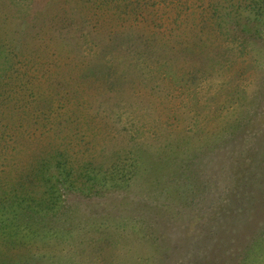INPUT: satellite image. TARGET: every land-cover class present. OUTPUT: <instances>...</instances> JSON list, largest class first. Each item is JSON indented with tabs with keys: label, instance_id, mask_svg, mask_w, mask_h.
Wrapping results in <instances>:
<instances>
[{
	"label": "rangeland",
	"instance_id": "374dc122",
	"mask_svg": "<svg viewBox=\"0 0 264 264\" xmlns=\"http://www.w3.org/2000/svg\"><path fill=\"white\" fill-rule=\"evenodd\" d=\"M15 1L23 14L43 11L36 0ZM191 1L201 12V0ZM244 4L239 19L218 7L224 33L214 23L196 40L199 25L187 31L180 24L192 45L174 39L169 46L183 52L170 59L165 51L148 66L150 81L134 74L136 90L131 79L124 84L117 124L102 126L98 151L105 150L86 174H95L94 192L53 187L50 172H40L27 178L23 219L13 217L11 202L0 203V264H264V0ZM231 6L228 16L238 9ZM144 24L146 34L156 33ZM103 65L91 56V75H102ZM79 126L68 125L77 151L79 141L88 148L95 137ZM125 136L139 137V147L126 143L116 153ZM15 147L24 151L0 143L3 179L17 178L13 166L35 154L48 163L40 146L30 156L26 141Z\"/></svg>",
	"mask_w": 264,
	"mask_h": 264
},
{
	"label": "trees",
	"instance_id": "16d2710c",
	"mask_svg": "<svg viewBox=\"0 0 264 264\" xmlns=\"http://www.w3.org/2000/svg\"><path fill=\"white\" fill-rule=\"evenodd\" d=\"M232 2L238 9L228 16L230 13L226 12L232 8ZM200 3L201 12L195 10L196 5L191 0H36V7H43V11L26 15L17 9L15 0H0V143L16 150L15 144L26 141L27 156L34 145L40 146L48 162L39 164L38 154H35L19 161L18 167L13 166L15 173L10 175L17 178L0 177V203L11 202L13 217H18V221L23 219L25 205L29 203L25 196L30 183L27 178L31 180V176L35 178L40 172L45 175L50 172L53 187L94 192L96 184L91 178L95 174L91 177L86 174L88 168H95L98 154L105 150L98 151L102 126L111 128L117 124V108H122L118 94L125 92L124 84H129L131 79L136 90L135 84L139 81H150L148 66L162 61L165 51L170 59L183 52L169 46L174 39L176 44L189 40L192 45V39L184 37L179 30L196 31L199 25L194 37L197 40V34L211 33L210 29L215 28L211 25L216 23L224 33L227 29H222L223 21L218 22V7L227 19L232 16L239 19V11L245 6L244 0H201ZM113 22L117 23V31L109 30ZM144 22L151 24L156 33L146 34L149 27L145 30ZM241 29L243 33L250 32L246 25L242 24ZM174 31H179L180 38L175 37ZM166 32L173 34L169 41L165 39ZM106 39L113 47L102 46ZM94 55L98 61L106 63L102 75L95 72L91 75L89 67ZM169 57L168 63L172 61ZM133 75L139 81L134 80ZM127 106L133 108L131 104ZM168 118L162 121L165 126H170ZM74 120L81 130L82 127L95 130V137L89 143H93L92 146L82 147L78 140L79 151L74 148L76 140L68 133V125ZM78 137L86 138L82 132ZM138 139L125 136L116 153L125 151L129 144L139 147ZM0 156L3 157L2 152ZM54 162L57 166L53 173L50 168Z\"/></svg>",
	"mask_w": 264,
	"mask_h": 264
}]
</instances>
